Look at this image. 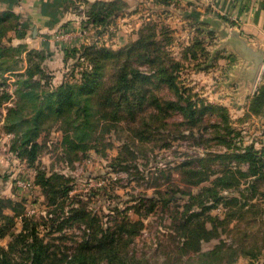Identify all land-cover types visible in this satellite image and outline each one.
<instances>
[{
	"label": "trees",
	"instance_id": "trees-1",
	"mask_svg": "<svg viewBox=\"0 0 264 264\" xmlns=\"http://www.w3.org/2000/svg\"><path fill=\"white\" fill-rule=\"evenodd\" d=\"M79 1L86 12L85 25L95 28L97 35H102L129 6L124 0ZM155 1L164 7L172 2ZM183 17L196 35L181 59L175 58L168 47L172 41L168 28L159 30L150 19L140 27L137 38L121 48L94 42L66 50V70L56 85L53 81L57 76L45 66L47 54L28 52L17 103L8 109L5 129L15 136L12 149L30 167H35L38 159V138L48 117L63 124L67 132L64 141L72 158H80L79 153L86 154L90 148L97 150L92 143L99 138L100 130L118 124L127 125L135 140L161 142V148L192 136H197L196 145L202 146L203 134H209L206 141H214L226 151L188 156L180 162L174 167L178 181L173 180L165 189L157 188L154 196H140L139 203L129 207L141 217L139 220L131 219L119 207L112 210L109 219H102L90 208L89 201L70 195V177L40 169L35 184L42 189L48 206L44 215H26L21 203L0 198V239L17 217L22 219L21 230L6 247L0 245V264H154L146 253L135 250V240L145 227L143 217L154 213L159 205L167 208L177 203L181 196L187 199L183 210H177L171 220V244L164 247L167 260L233 264L241 257L258 260L264 254V147L245 145L241 129L231 125L228 109L200 97L185 83L187 66L193 72L212 66L206 62L211 54L204 44L215 31L194 8ZM19 26V16L13 12L0 15V74L14 66L7 65L13 63L8 54L14 49L5 45V39L9 32L20 31ZM19 59L23 64L24 59ZM69 60L73 62L70 69ZM253 117L264 118V83L250 97L243 121ZM209 120L214 122L207 123ZM124 151L132 153L128 143L114 159V166L120 164L129 172L132 165H128L130 160ZM216 160L224 163L221 170L212 169L210 164ZM205 182L210 185L192 192V187ZM219 205L227 209L222 219L211 213ZM234 221L237 224L231 242L221 239L211 250H203L205 243L220 238V227L226 232Z\"/></svg>",
	"mask_w": 264,
	"mask_h": 264
},
{
	"label": "rangeland",
	"instance_id": "rangeland-1",
	"mask_svg": "<svg viewBox=\"0 0 264 264\" xmlns=\"http://www.w3.org/2000/svg\"><path fill=\"white\" fill-rule=\"evenodd\" d=\"M124 1L129 5L126 12L130 13L137 9H141L143 14L149 15V22L155 24L159 30L165 26L168 28L169 37L172 38L168 47L175 58L181 59L185 48L191 45L196 33L190 24L183 22L184 19L176 14L175 9L180 8L178 2L172 0L171 4L164 7L157 5L155 0ZM256 1H261L264 4V0ZM147 6L149 10L146 12L148 9ZM146 22H148L147 19L143 24ZM228 22L237 25L235 21L228 20ZM216 29L218 34H220V39L225 38V31L218 26ZM190 31L191 34H189ZM241 33L244 32L241 31ZM242 37L246 38L247 43L251 41L250 36L247 34ZM6 42L7 38L5 39V45L8 46ZM204 45L207 49H211L206 42ZM13 49L15 52L13 51L8 54V59L13 63H7V65H14L8 72H17V76L14 78L15 80H11L10 76L6 77L5 74L7 72L0 74V198L12 199L21 203L25 206L26 215L39 217L40 215H44L48 210L42 189L35 184L37 171L40 169L49 172L56 171L64 173L70 177V185L72 187L70 195L73 197L79 195L80 198L89 201L90 208L99 214L102 219H109V216L111 217L113 214L112 210L115 209V207H119L122 211H126L127 216L131 219L139 220L141 217L135 214L133 208L129 207L137 205L140 196H154L157 188L165 189L173 180L178 181L179 176L174 170V167L180 162L188 156L204 155L206 153L215 155L226 151V148L217 145L216 142L206 141L208 137H211L209 134H203L202 146H197V136H192L173 140L169 148H161V142L158 144H151L135 140L128 131L127 125L118 124L113 127L105 126L100 130L99 138L95 143H92V145L98 147L97 150L95 148H90L86 154L79 153L80 158H72L70 149L64 141L67 132H65L63 124L48 117L43 123L42 132L38 138V142L41 146L38 159L35 163V167H30L29 164L21 160L18 153L12 149L15 136L14 134L8 133L5 129V118L8 109L15 106L17 103L19 79L25 72V70L22 71L25 66L24 63L19 64L18 62L20 59L17 58V48ZM215 55L223 57V55H226V52L219 48ZM12 56L13 58H9ZM72 63L73 62L69 60V69ZM48 71L53 73L57 72L49 68ZM185 73V83L189 87L195 89L197 93H200V86L196 84V73L191 70L190 65L187 66ZM58 75L61 80L63 73H59ZM60 80L55 79L53 84L56 85ZM11 92L16 95V98L12 101L10 100ZM228 111L231 125L242 131L243 143L245 145L253 143L257 149L263 148L264 138L262 132L264 128L259 120L253 118L254 121L252 119H245V121H243L245 118L244 113L239 116L236 111L229 109ZM205 119H209V117ZM206 122L211 123L214 122V120ZM127 143L130 145L132 152L130 154L124 151V155L130 160L128 165H132L129 172L122 170L123 168L120 164H116V167L114 166V159L118 157L122 148L124 145H127ZM103 152L106 153L104 156L102 154ZM229 163L233 164L231 161ZM225 164H227V162ZM210 165L212 169L221 170L224 163L221 160H216L213 163L211 162ZM214 178L213 176L211 180ZM209 185L210 182H205L199 187H192V192L198 193L202 187ZM246 186L247 185H242L241 188ZM233 193L238 195L237 191ZM114 194H117L120 198H115ZM225 195H227V193H225ZM186 199L187 197L181 196L177 203L171 204L167 208H163L159 205L154 213L143 217L145 227L135 240V250H137L138 253H146L154 264H183L177 261V259L167 260L168 255L164 247L168 248L171 244L169 239L171 220L174 219L173 217L177 214V210H183L182 205L186 203ZM254 202L260 203L258 200ZM142 211L145 212V209ZM225 211H227V209L224 208L223 205H219V207L213 209L211 213L213 216H218L222 219ZM6 212L9 213L8 211ZM260 217L261 216H259V218ZM1 224L2 220L0 219V225ZM235 224H237L236 221L232 222L226 229V232L223 231V227H220L218 229L220 238L205 243L203 245V250H211L219 244L221 239L231 242L236 230L234 228ZM242 227H244V225H242ZM21 228L22 219L21 217H17L14 225L7 229L6 237L0 239V245L6 247L12 236L20 231ZM71 232L79 233L78 230H72ZM233 264H264V254H262L258 260L241 257Z\"/></svg>",
	"mask_w": 264,
	"mask_h": 264
},
{
	"label": "crops",
	"instance_id": "crops-1",
	"mask_svg": "<svg viewBox=\"0 0 264 264\" xmlns=\"http://www.w3.org/2000/svg\"><path fill=\"white\" fill-rule=\"evenodd\" d=\"M175 1L180 7L175 9L176 14L184 19L183 22L190 23L189 20H185L183 14L194 8L199 11L200 19L207 21L210 29L215 31L214 37L208 38L207 41L211 47V49L208 48L211 56L206 62L212 66L207 70L194 72L196 84L200 86L199 96L207 98L206 100L212 103L222 104L229 110L236 111L239 116L245 114L258 69L264 59L263 2L256 0ZM79 3L82 2L79 0H0V15L10 11L19 16L20 31L9 32L6 43L21 51L17 57L24 59L25 66L22 71L27 67L28 52L43 51L48 56L45 66L56 70L57 72H54L56 79L60 80L58 74H64L66 68L64 63L66 50L81 48L83 45L94 42L104 43L115 49L121 48L131 40H135L140 26L146 19H150L149 15L141 12V9L130 13L125 12L116 18L102 35H97L95 28L85 25L86 12L80 9ZM189 3L193 6L188 7ZM225 19L235 21L237 25L230 24ZM217 26L225 31V38L220 39ZM241 31L250 36L249 43L242 37L245 34ZM219 48L225 50L226 55L216 57L215 53ZM256 120L264 126V118H256Z\"/></svg>",
	"mask_w": 264,
	"mask_h": 264
},
{
	"label": "built area",
	"instance_id": "built-area-1",
	"mask_svg": "<svg viewBox=\"0 0 264 264\" xmlns=\"http://www.w3.org/2000/svg\"><path fill=\"white\" fill-rule=\"evenodd\" d=\"M80 5V9L83 10L84 6H83V3H79ZM63 34V33H62ZM64 36V35H62ZM17 72L15 71H9L5 74L6 77L10 76L11 77V80H15L14 78L17 76L16 75ZM264 83V59L258 69V72H257V75H256V79L254 81V84H253V87H252V95L257 91L258 87ZM16 98V95L14 93L11 92V98L10 100L12 101L13 99ZM254 121V120H253ZM260 122V121H259ZM261 123V122H260ZM262 127L264 128L263 124L261 123ZM264 132V131H263ZM263 132H262V136H263ZM235 162L233 161V166H235Z\"/></svg>",
	"mask_w": 264,
	"mask_h": 264
}]
</instances>
